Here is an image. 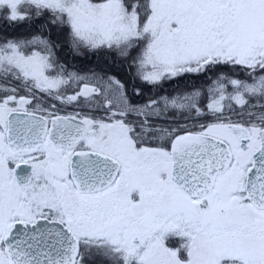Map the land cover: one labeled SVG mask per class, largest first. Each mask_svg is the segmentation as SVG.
<instances>
[{
  "label": "snow or ice",
  "instance_id": "1",
  "mask_svg": "<svg viewBox=\"0 0 264 264\" xmlns=\"http://www.w3.org/2000/svg\"><path fill=\"white\" fill-rule=\"evenodd\" d=\"M0 264H264V0H0Z\"/></svg>",
  "mask_w": 264,
  "mask_h": 264
}]
</instances>
